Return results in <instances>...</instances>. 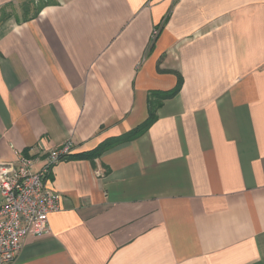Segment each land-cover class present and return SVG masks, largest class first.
Listing matches in <instances>:
<instances>
[{"label": "crops", "instance_id": "crops-1", "mask_svg": "<svg viewBox=\"0 0 264 264\" xmlns=\"http://www.w3.org/2000/svg\"><path fill=\"white\" fill-rule=\"evenodd\" d=\"M23 1L0 0V164L93 151L183 85L139 139L54 167L61 210L15 264H264V0Z\"/></svg>", "mask_w": 264, "mask_h": 264}, {"label": "built area", "instance_id": "built-area-1", "mask_svg": "<svg viewBox=\"0 0 264 264\" xmlns=\"http://www.w3.org/2000/svg\"><path fill=\"white\" fill-rule=\"evenodd\" d=\"M73 142L51 150L42 169L21 158L17 166L0 164V264H15L22 240L49 232V216L61 210V196L52 188L54 167L72 154ZM97 175L102 176L101 169Z\"/></svg>", "mask_w": 264, "mask_h": 264}, {"label": "trees", "instance_id": "trees-1", "mask_svg": "<svg viewBox=\"0 0 264 264\" xmlns=\"http://www.w3.org/2000/svg\"><path fill=\"white\" fill-rule=\"evenodd\" d=\"M25 2L22 4V11H23V20L28 21L31 20L40 13L42 8L49 3V0H40V4H36L37 0H24ZM4 11V10H3ZM10 14L4 13L1 15L0 23L4 22L6 19L10 18ZM183 85V80L180 75H178V82L174 89L170 91H151L149 92L148 104H149V113L147 120L136 127L135 129L122 134L119 137L110 138L103 142L99 147L95 150L84 153L82 155L73 156L68 155L63 160H68L72 158H85L91 163L95 165V162L100 159L104 154L127 145L143 135H145L149 129L157 122L158 120V111L161 109L166 100L173 99L176 97Z\"/></svg>", "mask_w": 264, "mask_h": 264}, {"label": "rangeland", "instance_id": "rangeland-1", "mask_svg": "<svg viewBox=\"0 0 264 264\" xmlns=\"http://www.w3.org/2000/svg\"><path fill=\"white\" fill-rule=\"evenodd\" d=\"M25 1L19 3V4H16V5H12L10 6V8H8V10H11L12 13H19V15H21L23 17V11H22V4L24 3ZM36 4H40V0H37L36 1Z\"/></svg>", "mask_w": 264, "mask_h": 264}]
</instances>
